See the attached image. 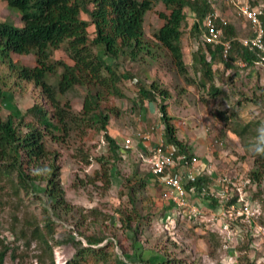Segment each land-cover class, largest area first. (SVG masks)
Listing matches in <instances>:
<instances>
[{"label": "trees", "instance_id": "trees-1", "mask_svg": "<svg viewBox=\"0 0 264 264\" xmlns=\"http://www.w3.org/2000/svg\"><path fill=\"white\" fill-rule=\"evenodd\" d=\"M5 2L11 10L19 14L21 21L20 27L11 22H0V63L6 66L9 76L13 78L9 89H15L14 91L17 89L24 93L30 85L39 88L52 111L34 98L27 110L31 117L30 121L12 115L5 120L0 117V197L5 181L14 182L16 193L20 190L31 191L34 180L44 182L45 186L41 191L43 190L51 214L42 207L44 213L39 220L36 215L33 216L29 221V227L31 237L37 239L47 249H51L48 242L53 240L57 225L53 217L69 220L73 205L66 200L61 185L60 167L53 163L50 154L52 150L46 143L48 141L59 143L72 131L81 130L79 135L103 132L109 156L97 159L100 167L89 175L86 183L95 185V188L109 189L117 175L114 166L120 162L124 153L128 154L130 151L123 150L106 130L109 120L106 113L117 116L119 110L111 106L107 107L108 111L105 112L99 103L108 97L123 98L124 92L119 87L123 80L131 79L133 84H137V103L143 104L145 101L158 103L160 121L163 125V141L166 146L175 149V159L181 158L180 164L185 165L191 158H197L189 152L187 144L177 137L176 120L170 115L169 106L165 103L170 97L168 90L163 89L156 81H152L147 87L139 78H134L127 72L122 73L119 59L139 62L146 55L157 62L158 58L162 57L158 51H163L165 52L163 56L184 81V85L197 83L200 88L208 87V93L212 98H217L220 93L219 88L214 85V62H224L228 67L229 63L239 61L247 67H252L258 59L254 52L249 51L236 39L234 25L225 20V24H222L223 34L226 38H234L228 57L223 59L221 46L198 45L195 54L192 55L194 75L189 74L182 53L183 27L187 18L185 10L192 13L194 22L191 33L195 35L199 32V22L215 12L212 0H5ZM252 3L253 1L251 6L255 7ZM154 4H162L168 13L159 14L163 24L153 33L152 39L151 37L147 39L144 18ZM238 12L239 10L237 11L239 16ZM82 13L88 16L89 21L81 18ZM219 18L221 16H218ZM262 22L264 24V16ZM91 25L94 27L92 39L87 31ZM97 47L102 48V53L94 51ZM61 48L72 65L62 60H51L53 52ZM14 54L33 55L34 66H27L21 61L14 60L12 58ZM52 75L57 78L54 85L48 82ZM76 86L93 90L86 94L82 111L77 114L70 109L69 103L61 106L62 102L59 99ZM2 93L0 88V104ZM213 117L221 123L224 122L242 144H248L246 139L258 140L251 151L254 167L249 171L247 187L253 186L252 184L260 185L264 179V150L257 149H264V128L262 135L259 136L261 130L257 129V134L255 133L258 123L248 122L241 125L234 121V113L217 111ZM211 141L221 142L222 145L225 142L216 138H212ZM219 146L215 144L213 155L218 153ZM79 156L86 164L90 163L89 156L84 154L83 150L79 151ZM46 161L50 162L46 164ZM149 176L147 174L146 178L139 179L134 186L126 189L125 193L120 191V195L127 199L125 203L129 209L120 205L114 208V222L118 223L120 228L119 237L128 236L133 242L140 240L145 233L142 227H146V221L151 222L156 217L151 211L142 214V210L147 208L144 205L147 201L146 188L151 182ZM206 183L208 179L199 176L194 182L186 183L185 188L187 190L193 186L199 188ZM248 195L250 196L249 193ZM167 209V205H163L161 213ZM171 209L169 207V211ZM82 211L93 216L99 212L96 208ZM241 227L249 229L246 226ZM99 228L95 229L97 232L85 235L84 231L79 229V223L77 224L75 229L77 236L69 233L66 237V243L74 247V254L65 264H110L114 260L117 262L114 240L113 242L109 240L103 228ZM209 237L216 239V234L210 232ZM115 238L116 244H119L120 239L116 235ZM133 244L131 242V245ZM159 249L162 254L154 252L146 261L140 262L179 264V260L169 257L164 247ZM6 252L7 247L0 236V264H3Z\"/></svg>", "mask_w": 264, "mask_h": 264}, {"label": "rangeland", "instance_id": "rangeland-1", "mask_svg": "<svg viewBox=\"0 0 264 264\" xmlns=\"http://www.w3.org/2000/svg\"><path fill=\"white\" fill-rule=\"evenodd\" d=\"M252 1V5H264V0ZM212 2L216 14L234 25L237 39L243 41L251 38L249 23L237 15L238 7L244 0H212ZM185 11L187 18L183 27V61L188 67L189 74L194 75L192 57L189 53L191 45L188 38L193 16L189 10ZM160 13H168L162 4H154L151 10L146 12L144 31L147 39L150 37L152 39L153 33L163 24L159 17ZM81 18L89 21L86 14L82 13ZM6 21L16 27L21 26L19 14L11 10L5 0H0V22ZM87 31L92 39L94 27L89 26ZM200 34L199 29L195 35L200 36ZM196 44L200 45V41L197 40ZM94 51L98 54L102 53V48H94ZM158 53L162 57H159L157 62L146 55L139 62L119 59L120 71L139 78L145 82L147 87L152 81H156L163 89L168 90L170 97L165 103L169 106L168 111L176 120L179 130L186 133L184 141L186 144H203L209 138L225 141L224 146H219L218 153L212 155V161L209 164L212 165L211 170L216 176L219 177L222 173L233 176L237 171L242 181L247 179L249 171L254 167L251 151L258 140L256 138L246 139L248 144H242L239 138L229 131V127L224 122L221 123L214 119L213 114L217 111L234 113V121L241 125L248 122L258 123L255 133L257 134V129H259L261 130L259 136H261L264 128V63L247 67L236 61L229 63L226 67L224 62H214V85L219 88L220 93L217 98H212L208 93V87L200 88L196 85L197 83L184 85V81L174 72L173 66L163 56L165 52L158 51ZM12 58L27 66L35 64L33 55L14 54ZM51 60H62L72 65L62 48L53 52ZM56 79V76L52 75L48 78V82L54 85ZM12 81L13 78L9 76L8 69L0 63V88L3 92L0 104L2 120L12 115L30 121L31 117L27 114V110L31 107L34 98L52 111L39 88L30 85L27 88L28 91L21 93L20 90L9 89ZM119 87L124 92L123 98L108 97L107 100L102 99L99 103L105 112L108 111L107 107L111 106L119 110L117 116L106 113L109 118L106 130L123 150L130 151L128 154L124 153L120 162L114 166L117 175L113 179V184L109 189H102L86 183L89 175L100 167L97 159L109 156L103 132L79 135L81 130L70 131L71 133L59 143L48 141L46 145L52 150L50 154L53 163L60 167L61 185L66 200L73 205L72 212L69 213V220L53 217L57 225L52 236L53 240L48 242L51 249H47L37 239L31 237L29 227V221L33 216L36 215L39 220L44 213L42 207L51 214L43 190L41 191L45 186L44 182L34 180L31 191L30 189L27 192L20 190L16 193L14 182L5 181L0 197V236L7 247L3 264L66 263L74 254V247L66 243V237L69 233L77 236L75 229L78 223L79 229H82L85 235L93 234L97 232L95 229L102 227L108 239L112 242L114 240L117 262L114 260L110 264H121L122 262L123 264H144L140 260L146 261L154 252L162 254L160 247L165 248L170 258L179 260V264H264V179L260 185L252 184L253 186L246 189L250 194V200L261 204L263 214L255 221L254 229L251 231L242 229L243 232H238V237L232 238L231 245L224 241L223 236L216 233L214 227L211 226L212 223L207 222V215H202L200 218H190L186 214L178 215L169 226L163 224L164 220L161 218L169 211L171 205L167 206V211L161 213L164 202H162L160 193L165 187L158 183L155 184L152 180L146 188L147 201L144 207H147L145 208L147 211L143 209L142 214L151 211L156 214L155 219L151 222L146 221V227H142L145 233L140 240L133 242L128 236L119 237L120 228L119 224L114 222V208L120 205L129 209L128 205L126 207V198L120 195V191L125 193L126 189L134 186L139 179L149 175L148 162L145 160L151 155V152H148L151 148L148 144L146 146V143L156 144L157 141L153 137L138 139L136 134L147 132L149 126H155L158 122L156 113L153 114L150 111L151 108H147L148 105L137 103V84H133L131 79H128L123 80ZM89 89L88 87H74L73 90L59 97L62 102L61 106L67 102L74 113H80L86 94L93 92ZM153 103L156 108L159 107L157 102L153 101ZM230 127L232 128L233 124ZM205 135L207 138L204 137ZM126 138L131 139L127 149L123 147V141ZM146 149L149 150L146 151ZM80 150L89 156V164H86L79 156ZM50 161H46V164ZM128 179L129 182H127ZM93 208L99 210L94 216L82 211ZM210 232L216 234V239L209 237ZM115 235L121 241L119 244L115 242ZM131 242L134 244L131 245Z\"/></svg>", "mask_w": 264, "mask_h": 264}, {"label": "built area", "instance_id": "built-area-1", "mask_svg": "<svg viewBox=\"0 0 264 264\" xmlns=\"http://www.w3.org/2000/svg\"><path fill=\"white\" fill-rule=\"evenodd\" d=\"M251 1L244 0L242 5L238 7L239 16L250 23L252 31V37L241 41V43L257 54L259 60L256 64H260L264 63V27L260 19L264 14V5L252 7ZM218 24L222 26L225 24V20L222 17L218 19V15L215 13L204 19L205 42L221 45L222 56L226 59L231 49V40L224 38L222 31L217 27ZM152 135V128L145 133L136 134L138 139H150ZM130 143L131 139L126 138L123 141V147L129 148ZM215 144L222 145L221 142L213 141L212 143L211 141V151L215 150ZM150 154L145 160L149 166V177L153 182L165 187L161 190L160 197L164 203L170 204L169 207L172 208L164 214L163 224L169 226L175 216L183 214L190 218H199L205 211V205L216 203V212L210 219L212 221L211 226L214 227L216 233L218 232L223 236L226 243L231 245L232 238L239 236L238 232H242L241 225H247L249 229H254L255 221L263 214L262 207L259 202L250 200V196L244 191L249 180L246 179L241 186V177L237 171L233 176L223 173L218 177L211 174V165H207L206 169H201L199 167L200 159L195 157L191 158L190 162L185 165L180 164L181 158L175 159V149L172 146H166L162 139L156 141ZM199 176L208 177V183L199 188L193 186L187 190L185 184L194 182ZM215 181H217L216 186L213 184ZM188 194L198 196V200L203 198L205 201L203 200L204 202L199 203L198 206L193 203L190 204L186 200Z\"/></svg>", "mask_w": 264, "mask_h": 264}, {"label": "crops", "instance_id": "crops-1", "mask_svg": "<svg viewBox=\"0 0 264 264\" xmlns=\"http://www.w3.org/2000/svg\"><path fill=\"white\" fill-rule=\"evenodd\" d=\"M192 19V21L194 22V19H193V17L191 18ZM244 19V18H243ZM245 20V19H244ZM246 21V20H245ZM193 22H192V24H193ZM192 24H191V26H192ZM202 31H201V34H200V36L198 35H193L192 33H191V27H190V29H189V31H188V38H189V43H190V45H191V49H190V54H191V57H192V55L193 54H195V52H196V50H197V48H198V44H196V42H197V40L198 41H200V45H201V42H202V33L204 32L203 31V29H202V27H199ZM251 28V27H250ZM224 38L225 39H230V38H226L225 36H224ZM240 40V39H239ZM182 53H183V59H184V52H183V50H182ZM192 61H193V58H192ZM142 105H148V109L149 108H151V110L150 111H152V113L153 114H155L156 113V115H157V117H158V122H157V124L154 126H149L148 127V130L150 129V128H152L153 129V135L151 136V137H153V138H155V139H157V140H159V139H162L163 140V125H162V123H161V121H160V114H159V111L157 110V112H156V109H158V108H156V106L154 105V103L153 102H148V101H145L144 102V104H142ZM156 108V109H155ZM172 116V115H171ZM175 124H176V126H177V128H178V132H177V137H178V139H180L181 141H185L186 139V137H185V134L186 133H183L181 130H179V127H178V125H177V122H175ZM154 135H157L156 137L154 136ZM150 137V138H151ZM204 137H206V135L204 136ZM203 137V138H204ZM136 138H137V136H136ZM207 138V137H206ZM211 138H209V140H205L206 142H204L203 144H192V143H188L187 144V148H188V150H189V152L191 153V154H194L195 156H197V158H199L200 159V165H199V167L201 168V169H206L207 168V165H209L210 163H211V161H212V159H211V157H212V155H213V151H211V148H210V143H211ZM185 143V142H184ZM147 144H148V146H150V148H151V150H152V148L154 147V145H155V143H150V142H147L146 143V146H147ZM186 144V143H185ZM147 150H149V149H146V151ZM151 150H149L148 152H151ZM193 152V153H192ZM214 171H212V173L211 174H213V175H215V173H213ZM216 176V175H215ZM213 184L216 186L217 185V181H215V182H213ZM195 197H197V198H195ZM187 201H189V203L190 204H194V205H199V203H202V202H204L205 200L202 198V199H199L198 200V196H195V195H190V194H188V197H187V199H186ZM204 200V201H203ZM163 202V201H162ZM164 205H168L167 203H164ZM215 205V206H214ZM208 204V205H205L204 207H205V211H204V213H203V215L205 216V215H207V222H211L212 223V221H210V219L212 218V215L213 214H215V212H216V208L215 207H217V204L215 203V204Z\"/></svg>", "mask_w": 264, "mask_h": 264}, {"label": "clouds", "instance_id": "clouds-1", "mask_svg": "<svg viewBox=\"0 0 264 264\" xmlns=\"http://www.w3.org/2000/svg\"><path fill=\"white\" fill-rule=\"evenodd\" d=\"M258 6H259V5H258ZM214 13L216 14V12H214ZM207 16H209V15H207ZM207 16H206V17H207ZM218 16H219V15H218ZM263 16H264V14L261 16L260 19H261V23H262V25H263V27H264V24H263V22H262V17H263ZM206 17H205V18H206ZM205 18H204V19H205ZM204 19H203L202 21L199 22L200 27H202V29H203V31H204V32L202 33L203 36H202V42H201V45H205V44H207V45H211V46H213V47L221 46V45L208 44V43L205 42L206 30H205V28H204V26H203ZM246 21H247V20H246ZM247 22H248V21H247ZM248 23H249V22H248ZM249 25H250V23H249ZM217 27H218V29H220V30L222 31V33H223V30H222V27H223V26H221L220 24H218ZM199 29H200V28H199ZM200 31H202V30L200 29ZM251 32H252V31H251ZM223 36H224V34H223ZM251 37H252V36H251ZM236 39H237V38H236ZM249 39H250V38H249ZM228 40H231V46H232V41L234 40V38H233V39H228ZM237 40H238L240 43H241V41H242V40H239V39H237ZM241 44H242V43H241ZM243 46H244V45H243ZM244 47H245V46H244ZM247 49H248V48H247ZM230 50H231V49H230ZM230 50H229V53H230ZM248 50H249V49H248ZM249 51H250V50H249ZM252 52H253V51H252ZM229 53H228V55H229ZM254 53H255V52H254ZM255 54H256V53H255ZM228 55H227V57H228ZM256 56H257V54H256ZM222 57H223V56H222ZM227 57H226V58H227ZM257 58H258V59H257V61H258V60H259V57L257 56ZM223 59L225 60L224 57H223ZM257 61H255V64H256ZM240 64L242 65V64H244V63L240 62ZM257 150L260 151V150H264V149H257ZM211 166H212V165H211ZM222 174H223V173H222ZM220 175H221V174H220ZM207 179L209 180L208 177H207ZM247 179H248V178H247ZM245 180H246V179H244L243 181L241 180V186L243 185V182H244ZM248 180H249V179H248ZM247 185H248V184H247ZM247 185H245V187H244V189H245L244 191H245V192L247 191L246 189L249 187V186L247 187ZM209 223H211V222H209ZM64 264H65V263H64Z\"/></svg>", "mask_w": 264, "mask_h": 264}]
</instances>
